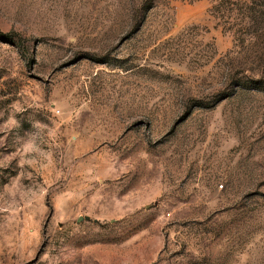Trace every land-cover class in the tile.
<instances>
[{
    "label": "rangeland",
    "instance_id": "1",
    "mask_svg": "<svg viewBox=\"0 0 264 264\" xmlns=\"http://www.w3.org/2000/svg\"><path fill=\"white\" fill-rule=\"evenodd\" d=\"M0 264H264V0H0Z\"/></svg>",
    "mask_w": 264,
    "mask_h": 264
},
{
    "label": "trees",
    "instance_id": "2",
    "mask_svg": "<svg viewBox=\"0 0 264 264\" xmlns=\"http://www.w3.org/2000/svg\"><path fill=\"white\" fill-rule=\"evenodd\" d=\"M0 38L6 39V40H10V37L8 35H4L0 33Z\"/></svg>",
    "mask_w": 264,
    "mask_h": 264
}]
</instances>
